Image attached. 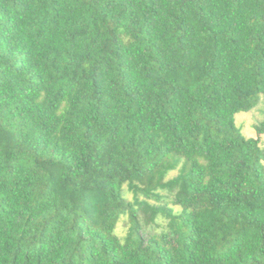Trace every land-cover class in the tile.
Segmentation results:
<instances>
[{
    "label": "trees",
    "instance_id": "1",
    "mask_svg": "<svg viewBox=\"0 0 264 264\" xmlns=\"http://www.w3.org/2000/svg\"><path fill=\"white\" fill-rule=\"evenodd\" d=\"M264 0H0V264H264Z\"/></svg>",
    "mask_w": 264,
    "mask_h": 264
},
{
    "label": "rangeland",
    "instance_id": "2",
    "mask_svg": "<svg viewBox=\"0 0 264 264\" xmlns=\"http://www.w3.org/2000/svg\"><path fill=\"white\" fill-rule=\"evenodd\" d=\"M262 99L261 101H263ZM264 118V101L251 111L247 112H239L236 115V124L237 127L241 129V131L247 137H257V133L255 130V124ZM262 146L264 147V135H262Z\"/></svg>",
    "mask_w": 264,
    "mask_h": 264
}]
</instances>
